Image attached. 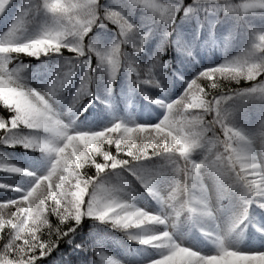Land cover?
<instances>
[{"label":"snow or ice","instance_id":"1","mask_svg":"<svg viewBox=\"0 0 264 264\" xmlns=\"http://www.w3.org/2000/svg\"><path fill=\"white\" fill-rule=\"evenodd\" d=\"M135 9H143L149 23H135ZM180 11L185 19L195 18L209 28L232 20L247 34V43L220 64L201 69L176 99L156 100L165 112L155 123L117 120L99 131L79 130L60 118L49 99L20 84L15 71L8 69L12 54L39 57L61 54L66 48L76 57L57 66L50 98L56 97L80 69L84 74L74 101L83 95L92 96L97 70L107 72L109 86L121 70L129 74L136 87L158 86L154 69L167 63L161 61L162 53L143 68L135 56L144 50V42L157 22L168 42L190 56L189 46L171 39ZM10 13L12 23L0 34V104L13 115L0 119V143L42 151L49 166L37 174L0 162V171L31 177L26 188L0 183V187L20 193L14 199L0 200V241H5L0 247V264H42V258L58 249L61 240L74 232L85 216L109 223L130 240L158 249L159 255L145 264H264V247L254 250L228 245L229 233L249 220L253 205L264 215V152L257 154L253 146L256 136L238 127L234 110L226 107L229 103L243 107L249 100L264 102V29L249 23L250 17L264 18V0H193L189 5L183 0H127L120 8H105L100 0H0V16L7 18ZM36 22L41 24L39 34L21 42L27 25ZM109 23L116 26L109 46L85 42L94 27L106 28ZM129 44L131 52L125 47ZM93 55L98 60L95 67ZM242 80L252 82L251 87L222 85V81L238 85ZM19 128L49 135H13ZM258 136L264 143V123ZM195 150L203 153L202 159L192 158ZM152 158L162 163L154 169L144 168L141 162ZM89 168L95 169V175L87 174ZM118 169L134 177L161 205L160 210L150 211L132 203L129 185ZM109 172L118 178L116 183L104 179ZM161 177L166 178V186L161 184ZM236 194L241 204L230 226L207 232L201 220L214 219V214L225 208L223 201ZM52 216L58 223L51 222ZM182 216L191 218L212 239L214 253L195 250L174 238ZM149 225L163 228L136 231ZM257 231L264 242V226ZM98 255L100 259L94 264H120L102 253Z\"/></svg>","mask_w":264,"mask_h":264},{"label":"trees","instance_id":"2","mask_svg":"<svg viewBox=\"0 0 264 264\" xmlns=\"http://www.w3.org/2000/svg\"><path fill=\"white\" fill-rule=\"evenodd\" d=\"M100 2L105 8H120L127 0H100ZM192 3L193 0H183L184 5ZM132 18L137 24L149 23L147 14L143 9H135ZM249 23L257 29H264V18L262 17H250ZM173 27L176 31L172 33L171 39L179 40L189 46L192 53L190 56L178 51L175 43L170 44L168 42L169 38L164 36L163 26L158 22L153 25L151 35L144 42V50L135 56L136 62L143 68L152 64L158 52L162 53L160 59L167 63L154 69V72L157 73V79L160 81L158 86L142 84L140 87H136L129 74L124 70L119 72L116 79L109 86L107 72L97 70L91 84L92 96L83 95L74 101L76 90L84 74L83 69L78 70L73 77L74 84L71 87L66 84L61 89L65 93L64 96L69 103V109L71 108L68 118L69 125L82 131H99L116 122H112L115 117H118L119 121L129 124L155 123L165 112V109L155 102L156 100L176 99L183 92L186 82L196 76L201 69L220 64L226 56L235 55L247 43V34L232 20L217 22L213 28H209L206 25L202 26L195 18L185 19L184 12L180 11L177 13ZM115 28L116 26L110 23L106 28L94 27L88 37L85 38V42L92 40L99 47L109 46L116 36ZM40 29L41 24L38 22L27 25L26 31L20 36L21 42L25 38H35ZM4 32L5 30L0 28V34ZM214 46L217 47L218 54L210 60L208 55ZM125 47L129 52L132 51L131 44ZM201 51L204 52V57L200 56ZM12 55L13 58L10 59L8 64L9 71H15L18 80L22 77H28L30 81L33 79L44 80L48 75L54 78L58 65L76 57L74 52L66 48L62 50L61 54L53 53L39 57L24 53ZM91 63L93 67L97 65L98 60L95 55L91 57ZM222 85L225 88H247L251 87L252 82L242 80L237 85L231 81H222ZM133 106L145 113V119L136 121L129 117ZM226 107L234 110L236 125L244 130L246 134L255 136L259 133L261 125L264 123V102L249 100L245 102L243 107H238L232 103L226 104ZM12 115L11 111L0 104V119L7 120ZM12 134L17 137L39 135L42 138H47L49 135L42 130L37 133L27 128L15 129ZM10 156L19 159L32 157L34 160L44 163L46 169L49 166L46 154L42 151L26 149L20 144L11 147L0 143V162L15 164L9 159ZM141 163L145 168L146 165H154L162 163V161L159 158H152ZM116 171L127 183L131 178L135 179L127 171L119 169ZM10 174L0 171V183L9 184L8 177ZM87 174L95 175V169H87ZM104 179L116 183L118 178L109 172L104 175ZM28 186H30V183H27L26 187ZM19 194H12L10 189L0 187V200L14 199ZM146 197L154 207V211H159L161 205L148 191ZM250 212L255 225L260 226L264 223V215L261 214L256 205L252 206ZM189 219V217L182 216L177 222L175 232L181 230ZM50 220L53 224L58 223L55 216L50 217ZM210 220L204 217L201 223H207ZM64 227H68V225ZM162 228L161 225H149L147 229L140 228L136 231H154ZM93 232L101 236H112L120 244L128 246V249L136 254L134 264H145L142 258L148 251L153 255H159L158 249L130 240L124 231L113 228L109 223H103L93 217L85 216L76 226L75 231L61 240L58 249H54L50 256L42 258V264H94L95 261L100 259V256L98 255V249H94L93 246L95 240L91 241L90 239V234ZM4 243L5 241H0V247ZM77 244L82 245V247L76 248Z\"/></svg>","mask_w":264,"mask_h":264},{"label":"rangeland","instance_id":"3","mask_svg":"<svg viewBox=\"0 0 264 264\" xmlns=\"http://www.w3.org/2000/svg\"><path fill=\"white\" fill-rule=\"evenodd\" d=\"M13 15L8 14L7 18H5L6 23H12ZM216 25V24H215ZM218 52L217 47L213 48L209 59L214 57V54ZM200 56L203 57V52H200ZM53 78H48L45 82H33L31 84L28 83L25 79H20L19 83L25 85L26 87H30L33 90H36L40 94L44 95L46 99L53 104L55 109H59L60 118L64 120L65 123L68 124L69 118V103L64 96V93L59 91L56 97L50 98L48 93L50 90V86L52 84ZM72 80L70 81L69 86H71ZM134 108V106L132 107ZM131 118L137 120L144 118V115L141 111H137L136 109L131 110ZM117 118H114V121H117ZM257 154L264 152V143H262L261 138L257 135L253 144ZM192 158L199 160L203 158V153L200 150H195L192 153ZM12 161L17 164L19 167L28 169L30 171L37 172V174H42L44 172V167L40 163L33 162L32 159L22 160L12 157ZM159 164L154 165H146V169H154L157 168ZM8 183L12 185H16L18 188H25L27 183H31V177H28L23 174H10L8 177ZM160 182L162 185L166 186L167 180L165 177L160 178ZM129 188L128 192L131 193L132 203L136 204L139 207L146 208L150 211H154V207L148 202L146 197V190L142 187V185L131 178L128 182ZM12 194H19L18 191L13 189L10 190ZM212 195V193H210ZM213 203L215 200L213 199ZM225 208L223 210L217 211L215 213L214 219H212L209 223L201 224L203 228L207 232H213L217 228H227L231 224L232 217L238 212L240 208V197L239 194H236L232 197L230 201H223ZM261 233L257 231V227L252 225L250 220L244 221L242 224L237 225L235 228L231 230L228 237V245L232 247H238L241 249H254L259 250L261 247H264V242L259 239ZM90 239L94 241V249H98L100 253L105 254L107 257L120 261V264H134L135 263V253L130 251L125 244H120L116 238L112 236H101L98 233H91ZM178 241H182L184 244L188 246H192L195 250H204L205 252L214 253L216 251V245L213 244L212 239H210L204 231H201L195 224V222L191 219L183 231V234H179L177 236ZM157 255H151L150 252H147L144 256V260L147 261L156 257Z\"/></svg>","mask_w":264,"mask_h":264}]
</instances>
